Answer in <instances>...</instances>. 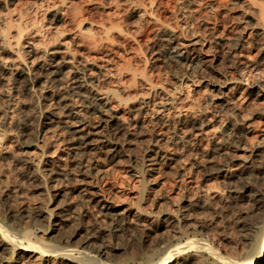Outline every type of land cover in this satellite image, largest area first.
Wrapping results in <instances>:
<instances>
[{
	"label": "rangeland",
	"instance_id": "374dc122",
	"mask_svg": "<svg viewBox=\"0 0 264 264\" xmlns=\"http://www.w3.org/2000/svg\"><path fill=\"white\" fill-rule=\"evenodd\" d=\"M77 1L82 13L74 19L70 0H0V36L9 22L15 26L13 28L20 22L25 27L21 38L25 48L23 58L16 57V51L0 49V58L9 63V82L3 89L10 95L13 115L25 112V103L32 99H37L42 105L53 103L56 94L67 92L75 85V76H84L87 96L103 98L109 107L113 105L106 113L120 112L121 120L132 133L133 156L140 159L147 153L145 146L154 135L160 139L162 149L172 154L150 178L146 188L147 202L153 203L150 208L156 211L162 203L167 212H172L182 198L189 197L191 220L204 223L207 228L202 234L213 241L224 255L231 256L235 253L231 247L236 244L226 234L236 233V223L242 212L245 209L251 211L254 206L245 201L243 208H221L220 198L215 194L227 198V190L221 178L210 174L222 164H235L241 152L232 144L214 148L213 142L236 132L228 124L229 116L234 117L237 123L243 122L241 130L249 131L245 141L264 140V118L257 114V110L264 107V98L248 95L242 87L231 98L235 110L221 109L217 99L208 97L214 92L207 81L200 78L201 65L169 52L173 45L181 48L189 40L198 38L204 40L203 55L220 58L230 54L243 59L242 74L248 78L243 80L244 83L264 80V57L261 55L264 40L258 39L256 30L246 25L244 19L246 12L257 9L256 6L264 0ZM54 14L59 19L53 18ZM76 20L82 21L81 24L78 25ZM250 31L253 37L248 36ZM208 46L211 47L207 50ZM53 53L59 56L63 65L60 80L45 88L36 86L35 91L27 92L22 79H16L15 70L33 59L31 66L38 60L49 62ZM192 72L193 77L189 76ZM175 87L177 90L174 92ZM171 96L174 97L172 107L168 111H159V106ZM70 99L80 110L81 117L95 122L98 113L93 108L88 109L81 96L74 94ZM122 99H127V102ZM142 100L149 101L146 107ZM4 107L5 103L0 104V110ZM61 112L64 111L61 109ZM162 115L169 119L164 120ZM177 115L203 118L206 120L205 132L187 129L189 135L179 133L180 125L174 119ZM34 126L28 125L23 129L32 140L38 138V134L32 131ZM65 137L66 132L61 130L45 138L53 158L58 159L71 176L58 185L59 189L71 191L63 202L70 207V216L62 229L68 233L80 224L89 232L91 242L111 253L113 248L125 244L124 250L116 252L124 251L130 255L139 242L143 243V249L149 250V245L161 237L160 231L154 230L152 224L168 230L173 225V218L168 220L162 214H156L155 218L149 215L143 224L123 227L118 220L112 222L103 216L99 205L94 202L98 191L120 206H135L143 181L140 173L137 176L133 174V167L138 166L135 160L131 158L130 161L124 153L118 155L120 158L115 162L97 159L91 151L76 156L68 150ZM8 147L16 152L22 145L18 138H14ZM87 169L90 172L84 173L83 170ZM82 178L83 181H79ZM234 180L238 185L243 181L241 178ZM249 180L264 192V178L260 171H256ZM84 182L88 183L86 190L77 193ZM204 191H210L207 199L203 197ZM30 192L25 191L29 198L34 199ZM247 203L250 208L246 207ZM172 235V229L166 231L165 243L175 246L186 244L188 240L185 236L174 238Z\"/></svg>",
	"mask_w": 264,
	"mask_h": 264
},
{
	"label": "bare ground",
	"instance_id": "6f19581e",
	"mask_svg": "<svg viewBox=\"0 0 264 264\" xmlns=\"http://www.w3.org/2000/svg\"><path fill=\"white\" fill-rule=\"evenodd\" d=\"M79 5L77 0H70L69 6L74 19H78L82 13ZM256 7L257 9L246 12L244 19L246 25L256 30L258 39L264 40V3ZM56 14L53 18L59 19ZM81 22L78 21V25ZM13 27L15 26L10 22L4 26L3 34L0 36V49L6 52L16 51V57L23 58L25 48L21 38L25 27L22 22L16 28ZM251 33L252 31L248 33V36ZM203 45L204 40L193 38L181 45V48L173 45L168 52H174L177 57L190 58L195 60V63L197 61L196 65H201L200 78L205 79L211 86L214 94H208V97L211 100L217 99L219 108L234 111L235 105L231 98L242 87L248 95L256 94L264 98V80L244 83L243 80L248 78L242 74L245 63L243 59H236L230 54L220 58L203 55ZM210 47L208 46L207 50ZM54 54L49 62L38 60L31 66L33 59L15 70L16 79H22L27 92L35 91L36 86L45 88L60 80L63 65L59 56ZM261 55L264 57V48L261 49ZM8 73L9 63L0 58V104L5 103L4 109L0 110V264H264V192L249 180L256 171H260L261 177L264 178V140L245 141L246 133L249 131L244 132L240 129L243 122L237 123L234 117L229 116L228 124L236 132L213 142L214 148L232 144L241 152L235 164H222L210 174V176L216 175L221 178L227 190V198L215 194L220 198L221 208L234 209L246 204L245 201H250L254 206L251 211L245 209V212H242L243 218L240 216L241 219H238L236 223L237 232L226 234L227 238L236 244L231 247L235 253L228 256L202 234V231L207 228L203 225L204 223L200 224L198 221L191 220L189 197L182 198L172 212H167V208L162 203L156 211L150 208L153 203L148 204V197H146L150 178L160 170L168 157L172 156L162 149L157 136H151L145 146L147 153L140 159L133 156L130 141L132 133L127 130L126 124L121 120L120 112L106 113L113 108V105L109 107L107 100L103 101V98L87 96L85 80L82 78L84 76H75V85L69 87L67 92L56 94L53 103L42 105L37 99H32L31 102L25 103L27 109L25 112L14 116L13 106L9 100L10 95L3 89V86L9 82ZM190 74L188 75L194 76L193 72ZM82 75L85 74L82 72ZM176 90L175 87L173 91ZM74 94L77 97L81 96L88 109L96 110L98 115L94 123L79 115L80 110L70 99V96ZM122 100L127 102V99ZM164 102L158 108L161 112L168 111L172 107L174 97L171 96ZM141 103L146 107L149 101L142 100ZM160 113L158 114L161 115ZM257 114L264 118V107L259 108ZM157 117L161 119V116ZM162 117L164 120L169 119L167 116L162 115ZM174 119L180 125L179 133L188 134L187 129L197 133L205 132L206 120L201 117L177 115ZM33 124L37 125L32 128L33 133L38 134L36 140L30 139L29 134L23 130L26 126H33ZM61 130L66 132L64 140L67 142L68 150H72L71 152L76 156L91 151L97 159H111L115 162L120 158L118 155L124 153L130 161L132 158L138 165L133 167L132 171L135 175L140 173L143 181L141 190L135 198V206H120L103 193L96 191L94 202L99 205L103 216L112 222L118 220V223L121 222V226L125 227L131 224H143L149 215L155 218L156 214H162L168 220L173 218L171 221L173 225H170L172 236L187 237L186 244L184 242V244L172 246L165 243L164 235L171 229L169 227L167 230L159 224H152L154 230L160 231L161 237L149 245V250L143 249V243L139 242L136 250H133L134 253L130 255L124 251L116 252L124 250L125 244H121L117 249L113 248L111 253L91 242L89 232H86L80 224H77L71 232H65L62 228L69 220L70 207L63 202H65V195L71 191L59 189L58 185L64 179H71V176L58 159L53 158L52 151L45 143V138L49 134L54 135ZM14 138H18L22 145L16 152L8 147L10 140ZM83 172L90 171L87 169ZM235 178L243 179L242 183L236 184ZM79 181H83V178ZM86 185H88L87 182L82 183L77 193L86 190ZM25 191H32L30 195L34 199L29 198ZM209 192L204 191L203 197L207 199ZM249 203H247L248 206L246 205L248 208H250Z\"/></svg>",
	"mask_w": 264,
	"mask_h": 264
}]
</instances>
